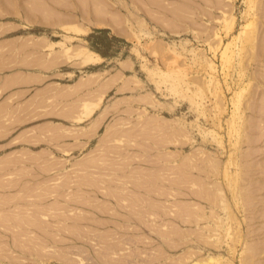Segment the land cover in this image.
Here are the masks:
<instances>
[{
  "label": "rangeland",
  "instance_id": "1",
  "mask_svg": "<svg viewBox=\"0 0 264 264\" xmlns=\"http://www.w3.org/2000/svg\"><path fill=\"white\" fill-rule=\"evenodd\" d=\"M0 24L62 52L50 171L0 154V264H264V0H0Z\"/></svg>",
  "mask_w": 264,
  "mask_h": 264
},
{
  "label": "crops",
  "instance_id": "2",
  "mask_svg": "<svg viewBox=\"0 0 264 264\" xmlns=\"http://www.w3.org/2000/svg\"><path fill=\"white\" fill-rule=\"evenodd\" d=\"M29 29L32 28H8L0 24V154L18 145L25 148L40 145V151L23 148L22 152L32 159L27 160L26 171L45 172L50 171V157L54 152L51 148L58 147L59 151L62 148V125L42 118L51 113V90L57 89L59 98L62 97V81L59 78L57 83L52 82L50 74L51 69L62 67V52L49 36ZM52 45L54 54H50ZM55 113L61 116V107ZM20 152L5 151L0 163L14 161ZM53 161L60 163V160ZM0 169L6 167L0 166Z\"/></svg>",
  "mask_w": 264,
  "mask_h": 264
},
{
  "label": "bare ground",
  "instance_id": "3",
  "mask_svg": "<svg viewBox=\"0 0 264 264\" xmlns=\"http://www.w3.org/2000/svg\"><path fill=\"white\" fill-rule=\"evenodd\" d=\"M98 10V9H97Z\"/></svg>",
  "mask_w": 264,
  "mask_h": 264
}]
</instances>
